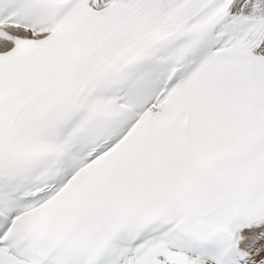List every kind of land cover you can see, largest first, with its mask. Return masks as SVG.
<instances>
[{
	"label": "snow or ice",
	"instance_id": "obj_1",
	"mask_svg": "<svg viewBox=\"0 0 264 264\" xmlns=\"http://www.w3.org/2000/svg\"><path fill=\"white\" fill-rule=\"evenodd\" d=\"M0 264H264V0H0Z\"/></svg>",
	"mask_w": 264,
	"mask_h": 264
}]
</instances>
